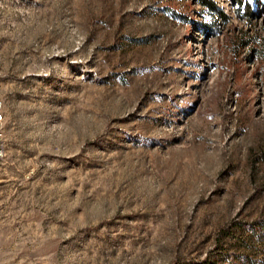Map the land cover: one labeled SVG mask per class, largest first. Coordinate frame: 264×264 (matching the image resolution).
Returning <instances> with one entry per match:
<instances>
[{"label": "rangeland", "instance_id": "374dc122", "mask_svg": "<svg viewBox=\"0 0 264 264\" xmlns=\"http://www.w3.org/2000/svg\"><path fill=\"white\" fill-rule=\"evenodd\" d=\"M0 0V264H264V0Z\"/></svg>", "mask_w": 264, "mask_h": 264}, {"label": "trees", "instance_id": "16d2710c", "mask_svg": "<svg viewBox=\"0 0 264 264\" xmlns=\"http://www.w3.org/2000/svg\"><path fill=\"white\" fill-rule=\"evenodd\" d=\"M202 7L208 8L213 13L219 15L223 19H227L226 13L223 11L222 7L217 4L216 0H195ZM238 3L242 2V0H236ZM258 2V0H255ZM245 14L247 16H251L254 12L251 9V6L248 3V0L245 1ZM251 231L254 235H258L260 238H264V223H254L251 224Z\"/></svg>", "mask_w": 264, "mask_h": 264}, {"label": "built area", "instance_id": "2783aa9c", "mask_svg": "<svg viewBox=\"0 0 264 264\" xmlns=\"http://www.w3.org/2000/svg\"><path fill=\"white\" fill-rule=\"evenodd\" d=\"M1 121H2V114L0 112V123H1ZM0 137H1V127H0ZM3 150H4L3 145L0 143V156H2Z\"/></svg>", "mask_w": 264, "mask_h": 264}]
</instances>
